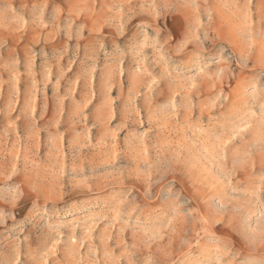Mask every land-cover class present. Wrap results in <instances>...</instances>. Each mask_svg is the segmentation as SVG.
Masks as SVG:
<instances>
[{"label":"rangeland","instance_id":"374dc122","mask_svg":"<svg viewBox=\"0 0 264 264\" xmlns=\"http://www.w3.org/2000/svg\"><path fill=\"white\" fill-rule=\"evenodd\" d=\"M0 264H264V0H0Z\"/></svg>","mask_w":264,"mask_h":264}]
</instances>
